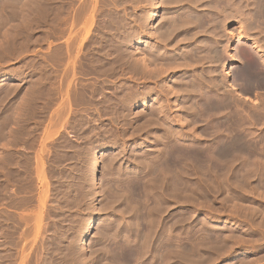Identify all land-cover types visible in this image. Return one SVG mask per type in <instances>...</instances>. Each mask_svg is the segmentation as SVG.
<instances>
[{
  "label": "bare ground",
  "instance_id": "bare-ground-1",
  "mask_svg": "<svg viewBox=\"0 0 264 264\" xmlns=\"http://www.w3.org/2000/svg\"><path fill=\"white\" fill-rule=\"evenodd\" d=\"M11 1L12 0H2V3L0 2L1 4L6 2L3 5L0 4V17L1 15L4 17L3 21L1 20L2 17L0 19V56L2 57L3 56L8 57L9 54L15 56L16 54L15 48L17 52L20 49V47L19 49H17V46H16L18 35L21 32H24L27 35L29 33L31 34L34 31L33 29L34 27L43 23L41 17H38V15L40 14L39 11H38L39 14L36 11L33 12V11H28V10L23 11L24 13L16 12L11 9L14 7L16 3L13 5L11 4L13 3ZM77 1L79 0H60L59 2L60 3L59 9H57L59 11V12L57 11L59 19L57 21L60 22V26H62L63 31L64 32L67 31L68 37H66L67 41L62 47V51L56 57H60L63 60L67 59V63L71 61L72 75H74V70H75L74 66L76 62L75 58H78L79 56L78 54L80 53L82 48L84 49V47H87L88 54L86 55L84 54L82 56L83 58L80 57L81 67L84 68L83 72L89 73L90 71L97 69L99 72L107 74V77L105 76L106 79L114 76L113 78H115V81L122 80L118 84H112L114 85L112 87L110 86V83H116V82L107 80L110 83H101L100 80L104 82L106 80L101 79L105 77H101L102 75L100 76L98 73V75L100 76L99 82L101 83V84L98 83L101 85L99 86V89H101L102 91V93L100 94L101 98L99 100H96L97 98L95 99L96 94L94 92L97 90H94L90 86L85 85L84 87H80L78 89L75 87L76 88L75 90L77 92L79 90V92L77 93L79 94V98L76 97L78 99V102L81 101L83 104L85 103L86 109L84 108L82 109L87 110L88 108L89 110L90 108L92 107L94 108V106L97 107V105H99L100 108L104 110V112L103 113L100 112V114L101 115L103 114V117L104 115L108 116V121L111 120L109 122L113 124L114 126L115 122L113 123V121H115L116 119L119 120V118L124 119L125 120L124 123H128V122L132 123V121L135 119V116L134 117L130 116L132 112L131 110L140 105L147 106L153 101L150 109H148L147 111L148 113L144 112L145 114L139 117V120L140 118L142 120L138 126L139 131L141 134H145V136H147L148 139L150 140L149 147H148L149 149L146 151V154L144 155L142 152L144 156H142L141 154L142 157L140 159L137 160L135 158L137 160L135 161L136 164H133V165L131 164L128 168L126 167L127 169L123 167L124 169L123 170L121 169L122 171H119L120 169L118 166L120 165L116 166L118 167V170L115 167L110 165L111 170L116 176L113 175L112 177L111 175L109 179L106 178L108 179L107 181L105 180L106 182L104 181L105 182L104 185L106 186V189H105L106 197L104 196V199H107V201L104 200V202H107V203H105L104 205L103 204L104 202H103L101 205L102 206L101 208L103 209V207L105 206L104 208L107 207L108 210H111L112 212L114 211V213L117 210L118 212L116 213L118 214L120 212L119 214L123 216L122 221H118L116 219L115 220L117 222H114V220H112V222L108 221V225L106 227H104L103 225L104 222H100L99 237H101L100 244L102 245V248L105 251L103 254L105 258L104 264L105 263L107 264L108 262L107 256H110V255H112L111 258L113 262H118L119 264H133L136 261L140 259L142 260V258H145L147 253L153 254L152 258H154V260H152L148 264H171V258H172L171 249L173 245V233L176 227V222L172 219L173 217H171L172 216L171 212L174 207V203L176 202L180 203L182 207L187 206L188 202L191 201V198H189V193L190 191L191 192L193 191L192 187L193 185L195 186V184H199V186L196 185L197 187H199V189H194V191L196 190L195 193L198 190L196 196L205 198L211 194L213 195L212 197L214 198V194L216 195L218 192L219 193L224 192V195H222L223 198L221 197L222 200L226 202H230L229 203V206L231 205L230 209L235 210V211L234 210L229 211L230 213L234 215H238L240 217L242 216L243 220L244 219L247 220L246 222H248V224H249V221L254 220L255 222L256 218L261 217L259 221V224L261 225L259 224L258 225L261 227H264V131L257 132L254 130L257 123H262V122L264 123V95L259 96L260 102L258 104L255 102L253 103L247 96L249 93H253L255 96L258 97L259 94H262L261 90L264 89V0H157V1L156 0H143L142 5H140L141 0H139L140 4L138 3V1L137 3L139 4V6L143 8H141L142 10L141 12H139L141 14L138 13L139 16L138 17L136 16V18H131V16L130 18L127 17V15L129 14V11H132V10L127 11L128 10L127 9L126 11L128 13L124 11L123 13L121 12V14L118 11L113 10V7L118 5V4H114L112 2L113 0L112 1L109 0L110 2L106 0H85L83 2L81 1V3L79 2L78 3L79 5H76ZM134 1L131 0V2H133L132 4L135 3ZM35 3L36 2H34V5ZM124 3L127 4L126 2ZM130 4L131 3H129V5ZM161 4L168 6L167 7L168 10H166L165 15L162 16L160 21L157 22V25L153 27L152 25H150V22L152 19L149 20L151 15L149 17V15L147 16V14L154 9L153 7L158 8ZM18 6L19 5L17 3L16 7ZM120 6H123V5H120ZM50 7L49 9H46V10L43 8V11H45V13L41 10V12L44 13V15H42L44 16L43 19H45V15H46V20H47V16L49 19L50 17L49 15H51V17H54L55 19V16H52V14H50L51 9H52ZM36 8H38L39 10L38 6H36ZM36 8H33V9L35 10ZM131 9H133V7ZM121 10H124L123 7ZM32 12L36 13V15L33 14ZM18 13H21L19 15L24 17V20L20 21V23L18 20L19 24H17L16 22H13L12 24L11 22L6 28L5 27L3 28V25L6 24L5 21L10 22V21L16 20ZM54 14L55 12L53 13V15ZM97 14H99V17H100L98 20L96 19ZM58 16H56V19ZM51 17H50V20H51ZM54 19L52 20L53 22H54ZM96 20H97V30H96L97 34L96 35H97L98 43L96 45L95 44L96 40L94 39L95 43L94 42L93 43L94 45H96V48H95V53H93L95 55H93L91 52L92 42L90 39V36L92 35L90 34L93 31V27L95 25ZM78 22H81L80 23L81 26L79 25L80 27L78 28L76 27L77 28L76 30L75 28L73 29V27L76 24H78ZM14 23H16V25H14ZM47 23H50V21H48ZM74 23L76 24L74 25ZM53 24L54 23H52V26ZM48 33L50 32L48 31ZM65 36L67 35L65 34ZM26 37H29V36H26ZM77 37L80 38L78 43L76 41ZM132 39H135L136 41H133V43L130 46L132 48H137V49L130 48L128 42H130V40ZM31 40L32 39H30V41ZM27 41H28V38H27ZM24 43L27 44L26 41ZM74 49L76 50L74 53L75 55L73 56L71 55V52L74 51ZM137 52L141 53V57L140 56L135 57L137 55H134V54H136ZM71 56H73V58L69 60ZM121 63L124 64L122 65L125 66L127 70L125 71L123 70L124 67L120 66ZM205 63L207 64V67H206L207 70L204 69V66H206L204 65ZM234 63L236 65L230 72L229 68H232ZM170 64L171 65L173 64L172 68H170L171 67ZM218 66H221V68L219 69V71H216ZM121 70L122 72L118 73V71H121ZM169 70H173L174 72L173 75L176 76L173 82H171V84L166 83L168 79H164L167 71ZM127 72H129L130 75L123 77L124 74H126ZM98 75L96 74L95 76L97 77ZM47 77H49V75ZM3 79H5V77H3L1 80ZM138 80H140L141 85H138L139 84L137 83ZM70 83L71 82L68 81L67 85H65L66 88L64 87L65 91L63 90L64 92H62L60 91V89L55 90L56 88L53 87V89L55 90L54 91L52 87H50L51 85L50 82L49 81L47 83L45 82L46 87H43V89L45 88L44 89L45 92L43 90L45 94L43 95H45L44 98L46 97V100L44 101L47 102L46 105L48 104V107H45L44 109L52 107L51 104H50L51 106H49V103H51L52 100L55 99L54 96L57 93L62 94V99H61V102H59V104L57 105V107L53 106V109L55 108L53 113H55L56 116L48 115V122L46 126L47 128L45 129L47 130V132H45L47 136H45L44 139H42V142L46 141V139H49L52 136V134L54 135L55 132L52 134L50 133L54 131L53 129L54 127H56L57 123L60 121L59 119L61 118V121L59 123V126H60V124L62 123V118L64 117L66 118L65 115L63 117H60L62 116L61 112L63 111L62 113L65 114L64 109L65 110L67 109L66 112L68 113V111L72 108L73 104H75L74 101L76 100L74 98L77 94L74 96V98H72L73 93L71 92L72 95L70 94L71 88L73 89L75 85L73 83L74 86L72 87ZM89 84H91V82ZM57 86L59 87V85ZM63 86L64 85H61V87ZM95 88H98V87L95 86ZM171 90H174L176 94L177 92H179L183 96L182 101L185 102V105L182 107L183 112H188L189 116L195 119V121H201L200 129H197L194 131L190 130V132L184 131V126H185L184 124L188 123V118L183 115L180 117L179 123H175L173 121V117L169 115L170 113L168 114L169 112L168 110H170L168 109L169 108L168 106H169V96H171L170 95ZM74 94H75V91H74ZM69 95H71L72 99L69 97ZM23 102L24 101H22V104ZM19 104L21 105V102ZM24 104H26V102H24ZM53 104H54V101H53ZM261 104L263 106H261ZM75 105L76 107L78 106L77 104ZM14 106L12 105L13 110L15 108ZM77 108H75V110ZM16 109L15 110L18 111L19 108H16ZM95 109H98V108H95ZM15 110L12 111L13 114ZM48 110L49 109H47L46 111ZM84 110L83 111L81 110V111L84 112ZM72 111H70V113ZM81 111L78 113L81 114ZM89 113L90 112H88V114ZM98 113L99 112H97V114ZM71 114L72 115H70L71 116L70 118H72L73 114L75 113H71ZM15 115L16 114L12 115L13 116L12 120L14 119ZM79 116H82V115H79ZM79 116L78 118H81ZM96 117H92V118H96ZM18 118L19 117L17 116V120L15 118V120L13 121L14 123L12 122V124L14 125L11 124L12 126L16 128L19 125L18 122H20V120L18 121ZM65 118L64 120L66 121ZM82 120L84 121V119ZM73 121H75V119ZM2 123H1V126L3 125V128L6 127L4 126V122ZM64 123H63V127L65 125ZM80 123H81V119H80ZM121 123H123V121ZM121 123L119 122V124ZM5 125L8 126V123L6 122ZM70 125L72 124L70 123ZM3 128H1L0 130V139H3L6 134L10 133L14 129L10 127L9 129L11 131L9 132L6 131L4 133ZM82 129L83 128H81V130ZM93 129H95V127H93ZM13 131L11 135L15 133V132L13 133ZM107 131L110 132V130H107ZM16 132H19V131L16 130ZM103 132L101 131V135ZM88 133L90 134V132ZM110 134L112 136V134L114 133H110ZM11 135L9 134L10 136L9 139L14 138ZM25 137L26 136H24L23 138ZM20 138L22 139V137ZM57 139L55 138V140ZM5 140H8V139L5 138ZM4 141L2 143L8 146L7 149H9L10 145L12 146L14 145L12 143L8 144L9 141H7L6 143H4ZM30 142L29 144L32 147L33 142L32 143ZM2 143H1V146H3ZM51 143L53 144L54 142L50 141L49 143L48 141V144H51ZM6 145H4L3 147L4 149ZM54 145L55 147H57L58 142L55 143ZM50 146L47 145L48 151L50 150L49 149ZM40 147H42L41 150L44 148L43 145H40ZM10 148L12 147L10 146ZM44 150L47 152V149H44ZM7 151L9 152V150ZM16 152H14V155H16ZM47 153L48 154L46 155H49V152ZM3 155H6V154H2V156L0 155L1 156L0 157V204L1 205L4 203L6 194L9 192L8 191L9 187L7 188V182L10 179V178H7V175H6L7 169L5 171L3 168L4 165L3 163H1V160L4 159V158L2 159ZM7 155L9 154L7 153ZM7 155L5 157H7ZM20 156H22V154ZM11 157H15V156L11 155ZM52 157L54 158L55 156L53 155ZM36 159H37V156H36ZM90 159H89L90 163H88L89 164L88 167L91 170L90 173H92V172H95L96 167L99 166V160L93 155L91 156ZM6 160L8 162H6L5 168H7L8 164L9 165L12 163L14 164L18 159H16V161L15 159L14 160L12 159L14 161L12 163H9L10 158ZM28 160H30V157ZM28 160L26 162H28ZM37 160H39L40 162L39 164L43 166L41 157H38ZM51 161H54V160H51ZM16 164L18 165L17 162L15 163V165ZM36 165L37 164H35L34 166ZM8 167L10 168L12 166H8ZM18 167L16 168V170L13 167L14 168L13 172L15 173L14 177L17 175L16 173H17V169H19ZM195 169L201 170L202 174L201 173L200 174L203 176L204 180L202 179L201 181L200 179V182H199L198 178H202V177H198L200 175H196V177H198L197 181H195V184L194 182H192L193 184L191 187L190 183L191 181H193L192 179L194 178L192 174L193 173L196 174L199 172V170H197L196 172ZM9 171H12V170L9 169L7 172ZM22 171L24 172V169ZM35 171L36 170L34 169V172ZM21 173H19V178L21 177L23 181L25 180V177L27 175L24 177L21 175ZM30 173H32V171H30ZM50 174L52 175V173ZM42 175H43V169L42 171L40 169L38 171V178H40ZM11 177L13 180V175ZM17 177L18 176H16L15 179H17ZM34 178L36 179V177ZM49 184H50V180H49ZM13 185L15 184L13 183L11 186ZM56 185L59 186V183ZM58 186H56L57 190H58ZM10 188L9 190H11ZM102 189L103 188L100 189L99 193L102 192L101 191ZM12 190L14 191L13 188ZM15 193L17 194V191ZM13 194L11 195L13 196ZM55 195L58 196V194H55ZM46 197L48 196L46 195ZM176 197H180L181 202L179 201L180 198L176 199ZM207 198H210V197H207ZM53 200L55 201V198ZM202 200L204 201V199ZM12 201L15 202L14 199L11 200V203ZM18 201L20 202L21 200H18ZM208 201H207V204H211V203H208ZM14 204H17V202ZM14 204L13 206H15ZM23 204L24 203H22V205L21 204L19 205L23 206ZM223 204L224 202L220 205V207ZM226 204L227 203H225V206ZM54 205L56 206V204ZM58 205H59V202L57 206ZM233 207H235L236 209ZM55 208L60 209L61 207L60 208L55 207ZM92 209L94 210L95 208H92ZM221 210L223 211L225 209L223 208ZM37 211L38 212L35 217L34 225L33 227H31L32 229H30L29 227V229L33 232L32 233L34 235L33 238H38L39 236H41L42 230H43V226L41 222L43 218L42 216L44 215H42V212H39V210ZM2 212L3 211L0 212V251H3L4 248L2 246L5 242L14 243L15 242L14 240L16 239L14 238L13 239L14 242H13L11 239V236L10 235L7 236L9 233L12 234V232L8 230L9 229L8 225L12 224V221H13L12 218L14 217L13 216L11 217V214H10L11 212L10 213L8 212L9 214H5ZM183 212L185 213V210H183L182 213ZM184 215L183 217L187 218L188 213H187V216H184ZM207 216L206 217L203 216V217L206 218V220H209L210 222H218L219 220L218 218H214L210 216L207 217ZM26 217L28 216L26 215ZM22 218H24V215ZM179 218L180 216L178 217V220H180ZM204 218L202 221H204ZM24 219L22 220L19 218V220H22V221H24ZM105 219H107V217ZM180 221H182V223L186 222L185 218L181 219ZM180 221L178 223L182 224ZM188 221L189 219L187 220V222ZM18 222L20 221L17 220V222L15 223H18ZM24 222H22V224ZM225 222H227L225 223V225L230 229L241 228L242 230L244 228L242 227L240 223L236 221V219L235 220L228 219ZM20 223H18V225ZM26 223L25 225H27ZM22 224L20 225L22 226ZM48 225H51V224H48ZM251 225H255V224L251 223ZM203 226H205V224H203ZM206 226L202 229L204 235L206 236V238H209L208 240H210V243L215 242L214 245L216 243L219 244V246L215 245V246L221 247L219 248V250H222L224 246L226 247V245L227 247L228 245H231V248L232 246H234V243L232 241L233 234L230 233V231H227L222 226L209 227L210 226L209 225L208 228ZM58 228L60 227H57V229ZM22 231L25 233V229ZM22 231L20 232L16 231V232L21 233ZM46 231H45V234H46ZM50 231L51 229L49 230V232ZM57 231L59 232V230H56L53 233L56 234V236L57 235L59 236ZM6 232H8V234ZM26 232L30 233L28 229ZM24 233L23 235L22 234L20 235L24 236ZM61 233H63V231L60 232V234ZM64 233L63 235L61 234V237L62 236L64 237V235L66 237V234ZM73 235H75V233ZM234 236H237V235H234ZM45 237L47 238V236ZM63 239L66 240L65 238ZM48 240H49V236H48ZM77 241L78 240L76 239V241L74 242L77 243ZM238 241H240V239H238L236 242ZM51 242H55V241H51ZM50 244L52 245L53 243H50ZM54 246H56V244ZM159 247H165V255L162 258L158 259V257H155L156 256L155 254H156V250H158ZM218 247H216L217 250H218ZM109 248L114 249V252L110 253ZM56 250H57V247H56ZM59 250L60 248L58 249V252ZM2 253L3 252L0 253V264H4L3 261L5 260L3 259L4 257H2L3 255ZM250 253L251 251H247L244 254H250ZM42 258H43V255H42ZM101 259L103 258L101 257ZM74 260H76L75 261L76 264H78L77 260L79 263L80 262L83 263L82 261L78 259V256L76 254H75V258L73 259V261ZM47 263L49 262H46V264ZM73 264L75 263L73 262Z\"/></svg>",
  "mask_w": 264,
  "mask_h": 264
},
{
  "label": "rangeland",
  "instance_id": "rangeland-1",
  "mask_svg": "<svg viewBox=\"0 0 264 264\" xmlns=\"http://www.w3.org/2000/svg\"><path fill=\"white\" fill-rule=\"evenodd\" d=\"M81 1L83 2L85 0L77 1L76 5H79L78 3L79 2L81 3ZM106 1L110 2L112 0H110V1L106 0ZM118 1L119 0H115V1L113 0L112 1L114 4H118L115 7H113V10L118 11L120 14H121V12L123 13L124 11L127 12L129 10H132V11H129V14H128L129 16L127 15L128 18H130V16H131V18H136V16L138 17L139 14H141L139 12H141V10H142L141 8H143V7L139 6V4H140L139 0H135V1L132 0L136 3V4L134 3L135 5L132 4L133 2H131V0H122V1L120 0L119 2ZM123 1L126 2L128 5H129V3H131L129 5L130 8ZM128 1H129V3H128ZM137 1L139 4L137 3ZM142 1L143 0H141L140 5H142ZM0 2L2 3V0H0ZM11 2H13V3H11L13 5L16 3L14 5V7L11 8L12 10H14L16 12H23V11L28 10V11H33V12L36 11L38 13V11H39L40 14L38 13L39 14L38 17H41L43 23L34 27L33 28L34 31L31 34L29 33L27 35L24 32H21L20 34L18 33L19 39L17 38V41H16L17 45L16 46H17V49H19V47H20V49L17 52V50L15 48V52H16V54L14 53L15 56L11 55V54H9V56H8L9 58L5 57V56H3V57L0 56L2 58V59L0 58V97H1L0 98V130H1V128H3V125L1 126V123L4 122V126H6L8 128V129L6 127H4L6 129L3 128L4 133L6 131H8V132L11 131L9 129L10 127L14 128L13 129L14 131L13 130L12 131H13V133L14 132L16 133V135H15V133L13 135H11V133H12V131H11L10 133L6 134L3 139H0L1 140L0 141V150L2 149L0 151V155L2 156V154H6V155H7V153L9 154V155H7V157H5L6 155H3L2 159L3 158L4 159L1 160V163H3V165H4L3 168L5 171H6V169H7V171L9 169L12 170V171H9L11 173L6 171L7 178H10L7 182V188L11 187L10 188L11 190L13 188L15 192L17 191V194H16L13 190L11 191L8 188L9 192L6 194L5 201L2 205L0 204V212L3 211L2 213H5V214H9L11 212L10 213L11 217L12 216L14 217V218H12V220H13L12 224L13 225L15 224V225L14 226L12 224H11L12 226L8 225L9 229L7 228L8 230H10V232H12V234L11 233L8 234V232H6L8 234L7 236L10 235L12 241L14 238H16L14 240L15 242L13 241L14 243L5 242L3 244L2 247L4 249H3V251H0V253L3 252L2 257H4L3 259H5L3 262H4V264H8V263L9 264H35V263L36 264H38V263L43 264L45 261L44 264H46V262H49L47 264H73V262L76 264V262H75L76 260L73 261V259L75 258V254H76L78 256V259L80 261H82L84 264H104L105 258H104L103 254L105 251L103 250L102 245L100 244L101 237H99L100 222H104L103 225H104V227H106L108 225V221H111V222H112V220H114V222H117L116 220L122 221V217H123L122 215L119 214L120 212L118 214L116 213V212H118L117 210H116V212H115L116 214H115L114 211L112 212L111 210H108L107 207L104 208L105 203H107V202H104V200L107 201V199H104V196L106 195V190H105L106 186L104 184L111 177V175H112V177H113V175L116 176L113 173V171L111 170V166L115 167L117 170L119 167V169H120L119 171H122L124 169L123 167L128 168L131 164L132 165L136 164L135 161H137L142 156H144L146 154V151L149 149L148 147H149L150 140L148 139L147 136H145V134L140 133L138 126H139V123L142 121L141 118L139 120V117L144 115L145 113H148L147 111H148V109H150L153 101L147 106L146 105H140V106H137L136 108L131 110L132 112H131L130 116H133V117L135 116V119L137 121L134 119L132 121V123L131 122L124 123L125 120L122 118H119V120L116 119L115 121H113V123L115 122L114 123L115 127L113 126V124H111L109 122L111 120L108 121V116L104 115V117H103V114L102 115L100 114V112L103 113L104 110L101 109L99 105H97V107L94 106V108L92 107L89 110H88V108H87V110H84V109H86L85 103L83 104L81 101L78 102V99L76 98V97L79 98V94H77L79 92V90L77 92L75 90L76 88L78 89L80 87H84L85 85L90 86L94 90H97L94 92L96 94L95 99L97 98L96 100H99L101 98L100 94L102 93L101 89H99V86H101L100 85L101 83H110L109 81L116 82V83H110V86L113 87L114 85H112V84H118L122 80H119V81L116 80L115 81V78H113L114 76L106 79L107 74L101 73L97 69H94V70L90 71L89 73L83 72L84 68L81 67L80 62H81V58H83L82 56L84 54L85 55L88 54L87 47H84L85 50L82 48V50L80 51V53H82V54L79 53L78 58H75V61H76L75 66L76 67L74 66V69H75L74 75H72L71 61H69V60H71L73 58V56L75 55L74 53H75L76 49H74V51L71 52V55H73V56H71V58L68 60L69 61L68 63H67V59L63 60L60 57H56L62 51V47L64 46V44L67 41L66 37H68L67 31L64 32L62 29V26H60V22L57 21L59 19V16H58L59 11L57 9H59L60 0H12ZM30 2L33 4H31ZM34 2H36L35 5H34ZM5 3H3V4H5ZM17 3L19 5L18 6L19 9H18V7H16ZM119 3H121V4H119ZM3 4H1V5H3ZM120 5H123V6H120ZM36 6L39 7V10H38V8H36ZM30 7H31V9H30ZM49 7L53 9V10L51 9L50 14H52V16H55V19H54V17H51V15H49L51 17V20H50V17L48 19V16H47V20L50 21V23H47L48 21L46 20V15H45V19H43L44 16H42V15H44V13H45V11H43V8L46 10V9H49ZM116 7H117V9H116ZM122 7L124 10H121ZM132 7H133V9H131ZM167 7L168 6L163 5V4H161L158 8L153 7L154 9L147 14V16L149 15V17L151 15V17L149 19V20L152 19L150 22V25H152L153 27H155V25H157V22L160 21L162 16L165 15L166 10H168ZM33 8H36V9L34 10ZM41 10L44 13L41 12ZM54 10H56V11H54ZM53 11L55 12L54 15H53V13H54ZM136 13L137 14L139 13V14L137 15ZM19 14H21V13H18L16 20L10 21V22L5 21L6 24L3 25V28L4 27L6 28L9 25V23H11V22H12V24H13V22H16L17 24H19L20 21H23L24 17H22ZM33 14L36 15V13H33ZM56 16H58L57 19H56ZM97 16H96V19L98 20L100 18L99 14H97ZM125 16H126V14H125ZM1 17H2V19H1ZM1 17H0V19L3 21L4 17L2 15H1ZM53 19H54V22L52 21ZM18 20H19V23H18ZM55 20L57 23L55 22ZM97 20L95 21L93 31L90 34L93 36V37L90 36V39L92 42V44H91L92 54L95 53V48H96V45L98 43V39H97V35H96L97 34V32H96ZM16 23H14V25H16ZM52 23L55 24V25L53 24L54 27L52 26ZM80 23L81 22H78V24L74 23V25L75 24L76 25L73 27V29L75 28V30H76L78 27H80L81 26ZM48 31L50 33H48ZM13 33H15V32H13ZM64 33L67 36H65ZM20 35H21V37H20ZM26 36H29V37H26ZM49 36H50V38H49ZM27 38H28V41H27ZM77 38H76V41L78 43L80 38H78V39ZM20 39H22V40H20ZM30 39H32V40L30 41ZM94 39L96 40V43H95ZM24 40L27 42V44L24 43L25 42ZM133 41H136V40L132 39V40H130V42H128L129 46L133 43ZM93 42L96 45H94ZM18 45H20V46H18ZM234 45H235V43H234ZM130 48H132V47L130 46ZM132 49H137V48H132ZM137 53L134 54V55H137L135 57H139V56L141 57V53L140 52H137ZM93 55H95V54H93ZM122 64L123 63H121L120 66L124 67L123 70L124 71L127 70L126 67L123 66L124 64L123 65ZM172 65L170 64V66H171L170 68H172ZM204 65H206V66H204V69L207 70V68H206L207 64L205 63ZM235 65L236 64L234 63L233 67L229 68L230 72L235 67ZM41 66H43V67H41ZM220 68H221V66H218L216 71H219ZM121 72H122V70L118 71V73H121ZM98 73L100 76L102 75L101 77L106 76L105 78H101V79L106 80V81L109 80V81L104 82V81L100 80V76L98 75ZM87 74H89V75H87ZM96 74L99 76V78H98V76L97 77L95 76ZM173 74H174L173 70L167 71L166 76L164 77V79H168V81L166 83L171 84V82H173V80L176 77ZM48 75H49V77H47ZM127 75H130L129 72L124 74L123 77H126ZM3 77H5V79L1 80ZM48 78H49V80H48ZM111 79H113V80H111ZM59 80H61V81H59ZM97 80H98V82H97ZM99 80L101 83L99 82ZM48 81L50 82V84H51L50 87H52V89L54 87V88H56L55 90L60 89V91H62V92L65 91L64 87L66 88L65 85H67L68 81L71 82L70 85H72V87L75 85L73 87V89L70 86V88H71L70 94L72 95V93H73L72 98H74V96L76 94L78 95V96L77 95L75 96L74 99L76 101H74V102H75V104L78 105L77 107L79 109L76 107L75 104H73L72 108L68 111V113L66 112L67 109L66 110L64 109L65 114L62 113L63 112L62 111L61 112L62 116H60L61 114L59 116L63 117L65 115L66 118L65 117L64 118L66 119V121L64 120V118H62V123L60 124V126H61L60 127L59 126V123L61 121V118H60L59 119L60 121L57 123L56 127H54V129H53L54 131L52 130L53 132L50 133V134H52L55 132L54 135L52 134V136L50 137L51 139L49 138L50 140L46 139V141L42 142V139H44V137L47 136V134L45 133V132H47V130H45V129L47 128L46 126H47V122H48V115L49 116H52V115L56 116V114L53 113V111L55 109V108L53 109V106L57 107V105L59 104V102H61V99H62V94H59L56 92L57 94L54 96L55 99H53L52 102L49 103V106L52 105V107L44 109L45 107H48V104L46 105L47 102L44 101V100H46V97L44 98L45 95H43V94H45L44 93L45 88L43 89V87H46L45 82L47 83ZM90 82H91V84H89ZM73 83H74V85H73ZM77 83L80 85H78ZM95 83H96V85H95ZM98 83H100V84H98ZM137 83H139L138 85H141L140 80H138ZM57 85H59V87ZM61 85H64V86L61 87ZM95 86L98 88H95ZM43 90H44V92H43ZM74 91H75V94H74ZM98 92H99V94H98ZM170 92H171V94H170L171 96H169V106H168L169 107L168 109H170V110H168L169 111L168 114L170 113L169 115L171 117H173V121L175 123H179L180 117L183 115V116L188 118V123L184 124L185 125L184 131L190 132V130L194 131V130L200 129L201 121H195V119H193L191 116H189L188 112H183L182 107L185 105V102L182 101L183 96L179 92H177V94H176V92L174 90H171ZM5 93H6V95H5ZM261 93L262 94H259L258 97L255 96L253 93H249L247 96L253 103L255 102L258 104L260 102L259 96L264 95V89L261 90ZM71 95H69L70 98H71ZM22 101L26 102V104H24V102L22 104ZM53 101H54V104H53ZM20 102H21V105L19 104ZM27 103H28V105H27ZM80 103H82L83 105ZM12 105L13 106L15 105L14 110L16 108H19L18 111H16L17 110L16 109L14 112V114H16V115L18 114L17 116L20 118V119L18 118V121L20 120V122H18L19 125L17 128L12 126V125H14V124H12V122L15 120V118L17 120L16 115L14 116V119L12 120V117H13L12 115H14L12 112V111H14L12 109ZM30 105H32L33 107ZM16 106H18V107H16ZM261 106H263V105L261 104ZM75 108H77L79 111L77 109L75 110ZM82 108H84V109H82ZM95 108H98V109H95ZM47 109H49V110L46 111ZM50 109L52 112L50 111ZM72 109H73V111L74 110L75 111L73 112ZM81 110L82 111L84 110V112H82ZM70 111H72L71 113H75V114H73L74 117L72 116V118H70L71 117L70 115H72L70 113ZM76 111H78V112L81 111V114H79ZM95 111H97L99 113L97 114V112H95ZM18 112H20V113H18ZM88 112H90V113L88 114ZM82 113L85 115H83ZM79 115H82V116H79ZM44 116H46V117H44ZM78 116L81 118H78ZM96 116H98L99 118ZM84 117L86 118V120ZM92 117H96L97 120H96V118H92ZM9 118H10V120H9ZM77 118H78V120H77ZM102 118H104V119H102ZM5 119H7V120H5ZM40 119H41V121H40ZM72 119L73 120L75 119L76 122L73 121ZM80 119H81V123H80ZM82 119H84V121ZM64 121H65V123H64ZM69 121L72 125H70ZM77 121H79V122H77ZM88 121H89V123H88ZM98 121H99V123H98ZM122 121L124 124L121 123ZM6 122L8 123V126L5 125ZM119 122L121 124H119ZM63 123L65 124L64 127H63ZM108 123H110L111 126ZM31 126L34 128H32ZM86 126H87V128H86ZM116 126H118V127H116ZM93 127H95V129H93ZM81 128H83V129L81 130ZM85 128H86V130H85ZM106 129L110 130V132H108ZM16 130L19 131L20 133L16 132ZM105 130L108 134L105 132ZM254 130L257 132L264 131V123L263 122L257 123ZM101 131L102 132L104 131L102 133V135H101ZM88 132H90V134ZM110 133H114V134H112V136H111ZM9 134L11 136H13L14 138L9 139V137H10ZM132 134H133V136H132ZM24 136H26V137L28 136V137L27 138L25 137L26 138L25 139V138H23ZM20 137H22L23 140L25 139L24 140L25 142ZM141 137H143V138H141ZM5 138L8 140H5ZM29 138H30V140H29ZM55 138L56 139L58 138V139L55 140ZM3 141H4V143L9 141L8 144L12 143L14 145L13 146L10 145L12 148H10V146H9V149H7L8 146L6 144H3L2 143ZM10 141H12V142H10ZM30 141L33 142L32 147L29 144ZM48 141H49V143H50V141L51 142L53 141L54 143L48 144ZM59 141H60V143H59ZM32 142H30V143H32ZM57 142H58V146L55 147L54 144ZM66 142H67V144H66ZM1 143L3 144V146H1ZM26 143H27V145H26ZM44 143H45V145H44ZM4 145H6V147H5L6 150L3 148ZM40 145L44 146V148L42 150H41L42 147H40ZM47 145H49V146L52 145V146H50L49 151H48ZM54 147H55V149L56 148L57 149L55 150ZM44 149H47V152H49V155L51 157L49 155H46L48 153ZM7 150H9V152ZM38 150H39V152H38ZM63 150H64V152H63ZM13 151L14 152L17 151L16 155L22 154V156L19 155L21 158L18 155L16 157V155H14ZM59 151H60V153H59ZM142 152L144 155L142 154ZM36 153H37V155H36ZM141 154H142V156H141ZM11 155L15 156V157H11ZM53 155L55 156L54 158L52 157ZM92 155L95 156L96 158H98L99 166L96 167L95 172L90 173L91 170L88 167V165H89L88 163H90V161H91L90 158ZM8 156L10 158L9 163L14 162L13 161L14 159H15V161H16V159H18L16 161L18 163V165L16 164L17 167L18 166L23 167V168L21 167L22 169L20 167H18L21 170L17 169V173H16L17 174L16 176H18L17 179H15L16 176L14 177L15 173L13 172L14 171L13 169L15 168V170H16V168H17L15 165L16 162L14 164L12 163L10 165L7 163L8 166H12V167L9 168L7 166V168H5V166H6L5 164H6V162H8L6 159H9ZM36 156H37V159H38V157H41V160L43 162V166H41V164H39L40 162H39V160L36 159ZM26 157H27V159H26ZM29 157H30V160H28ZM49 159H50V161L51 160H54V161L50 162ZM89 159H90V161H89ZM27 160H28V162H26ZM35 160H37V161H35ZM55 163L58 165H56ZM35 164H37V165L34 166ZM38 164H39V166H38ZM52 164H54V165H52ZM47 165H49V166H47ZM117 165H120V166L116 167ZM56 166H58V167H56ZM26 168H27V170L28 169L29 170L27 171ZM52 168H54V169H52ZM23 169H24V172L22 171ZM34 169L36 170L35 172H34ZM40 169H41V171L43 169V175H45V176L42 175L40 178H38V171ZM197 170H199V169H197ZM197 170H196V172H197ZM18 171H19V173H21V171H22L21 175L24 177L27 175L25 177V180L22 181L21 177L19 178ZM30 171H32V173H30ZM108 171H109V173H108ZM12 172H13V174H12ZM55 172H56V174H55ZM8 173H9V175H8ZM50 173H52V175ZM198 173L192 174V176L194 178L192 179L193 181H191V183H190L191 187L193 184L192 182H194V184H195V181H197L198 177H202V178H198L199 182H200V179L202 181L203 176L201 175L202 174L201 170H199ZM11 174L13 175L14 181L12 180ZM196 175H200V176L196 177ZM48 176H50V177H48ZM34 177H36V179ZM106 178H108V179H106ZM49 180H50V184H49ZM13 183L15 185L11 186ZM58 183H59V186L56 185ZM44 185H46V186L48 185V186L46 187ZM196 185L199 186V184H195V186L193 185V187H192L193 191H194V189H199V187H197ZM14 186H16V187H14ZM50 186H52V187H50ZM56 186H58V190H57ZM53 188L54 189L56 188L55 189L56 191ZM101 188H103L101 190L102 192L99 193ZM54 191H55V193H54ZM95 191H96V193H95ZM193 191L192 192L190 191V193H189V198H191V201L188 202L187 206L182 207L180 203L176 202V203H174V207H173L172 212H171V214H172L171 217H173L172 219L176 222V227H175L174 233H173V245H172L173 250L171 249V252H172L171 264H264V227L259 226V225H261V224H259L261 217L256 218L255 222H254V220L249 221V224H248V222H246L247 220H245V219L243 220L242 216L240 217L238 215H234V214L229 212V211H232L234 209H230V206H231V205L229 206L230 202H226V201L222 200V198H223L222 195H224V192H222V193L216 192L217 194L216 195L214 194V198L212 197L213 195L210 194L209 196H207L210 198L205 197L206 198V200H205L204 197L201 198V197L196 196L198 190L196 193H195L196 190L194 192ZM13 192H14V194H13ZM24 193H25V195H24ZM48 193H50L51 196ZM11 194H13L14 198ZM55 194H58V196ZM46 195L49 198L46 197ZM9 197H10V199H9ZM11 198L14 199V201H15V202L12 201V203L14 204L17 202L18 205L14 204L15 206H13V204L11 203V200H12ZM54 198H55V201L53 200ZM177 198L179 199L180 197H176V199ZM6 199L8 202L6 201ZM16 199H17V201H16ZM46 199H48V200H46ZM202 199H204V201ZM209 199H211V200H209ZM18 200H21L20 201L21 203ZM57 200L59 202V205H58L59 207L57 206V204H58ZM180 200H181V198L179 199V201ZM221 200L224 202V204H223L224 207H223V205L220 207V205L223 203ZM207 201H208V203H211L212 205L207 204ZM43 202H45L46 204ZM54 202H56V203H54ZM22 203H24V204L27 203V204L26 205L23 204V206H20L19 204L22 205ZM102 203L104 204L103 209L101 208ZM225 203H227L226 206H225ZM54 204H56V206ZM44 207H46V208H44ZM55 207H57V208L61 207V208L56 209ZM92 208H95L97 211L95 209L93 210ZM223 208L225 210L222 211L221 209H223ZM233 208H235V207H233ZM12 210H13V212H12ZM37 210H39V212H42V215H44V216H42L43 218H42V222H41L44 231L42 230V235L39 236L38 238H33L34 237V235L32 234L33 232L30 229H32L31 227H33V225H34L35 217H36L37 212H38ZM183 210H185L186 214L184 212L182 213ZM219 210H220V212H219ZM217 212H219V213H217ZM187 213H188V216H187ZM49 214H50V216H49ZM181 214H183V215L185 214L184 216H187V218L183 217V215H181ZM23 215H24L25 219L22 218ZM26 215L28 217H26ZM207 215L210 217L218 218L219 219L218 222H210L209 220H206V218H204V217H206ZM31 216H33V217H31ZM179 216H180V218H179L180 220L185 218L186 222L182 223V221H184V220H182V221L178 220ZM104 217L105 218L107 217V219H105ZM19 218L22 220L24 219L25 222L22 220H19ZM44 218H45V220H44ZM203 218H204V221H202ZM188 219H189V221L187 222ZM228 219H233V220L236 219V221L238 223H240L242 225V227H244L246 230L244 228L242 230H241V228H235V229L228 228L225 225V223H227L225 221ZM17 220L21 222V223L18 222L20 224H22V222H24L22 224V226L20 224L18 225V223H15V222H17ZM179 221L182 224H179L178 223ZM204 222H206V223H204ZM25 223L27 225H25ZM251 223L255 224L256 226L251 225ZM31 224H32V226H31ZM43 224H45V225H43ZM46 224L47 225L48 224H51V225L54 224V225L53 226H51V225L47 226ZM203 224H205V226L207 225L206 226L207 228L209 225H210L209 227H220V226H222L227 231H230V233L233 234L234 239L232 238V241L234 243V246H232V248H231V245H228V247H229L228 248L227 245L225 244L226 247L224 246V248L222 247L223 248L222 250H219V248H221V247H218L219 244L216 243L215 245H218V246H215L214 245L215 242L210 243V240H208L209 238H206V236L204 235L202 229L205 226H203ZM55 226H56V228H55ZM73 226L75 227V229ZM29 227H30V229H29ZM52 227H54L55 229ZM57 227H60V228L57 229ZM71 227H73V228H71ZM26 228L30 231V233L26 232L27 231ZM16 229H18V230H16ZM21 229L22 230L25 229V233ZM50 229H51L52 233L56 230H59V232L57 231V233L59 234L60 238L58 235L56 236V234H54V233L52 234L51 231L49 232ZM11 230H13V231H11ZM74 230H76V231H74ZM16 231H18V232L22 231L24 233V236H22L23 235L22 232L18 233ZM45 231H46V234L48 233L47 235L45 234ZM62 231H63V233L66 231L64 234H66V237L68 235L67 239H66L65 235H64V237L63 236L61 237V234L63 235V233L60 234V232H62ZM74 233H75V235H73ZM240 233H241V235H240ZM20 234H22V235H20ZM27 234H29V235H27ZM51 235L52 236L54 235L53 237H55V238H53ZM72 235H73V237H72ZM234 235H237V236H234ZM20 236H22V237H20ZM45 236H47V238ZM48 236H49L50 241L48 240ZM56 237L62 243L60 241H58ZM63 238H65L66 240H64ZM54 239H56V240H54ZM61 239H63V240H61ZM76 239L78 240L77 243L74 242V241H76ZM238 239H240V241L236 242ZM25 240H26V242H25ZM48 241L50 243H53V244L51 245ZM51 241H55V242H51ZM56 241L58 243L60 242L62 245L60 243H59L60 244L59 245ZM54 243L56 244V246H54L55 245ZM56 247H57V250H56ZM216 247H218V250L216 249ZM59 248H60V250L58 252ZM109 249L108 250L110 253L114 252V249H111V248H109ZM22 251H23V253H22ZM74 251H75V253H74ZM247 251H251V253L250 254H244ZM219 252H220V254H219ZM72 253H73V255H72ZM42 255H43L44 259L42 258ZM155 255H156L155 257H158V259L162 258L165 255V247H159L158 250H156ZM51 256H52V258H51ZM111 256L112 255L107 256L108 257L107 264H116V263L119 264L118 262H113ZM101 257L103 259H101ZM152 257H153V254L147 253L145 258H142V260L140 259L133 264H148L152 260H154V258H152ZM41 259H43V260H41ZM62 262H64V263H62ZM77 263L83 264L81 262L79 263L78 260H77Z\"/></svg>",
  "mask_w": 264,
  "mask_h": 264
}]
</instances>
